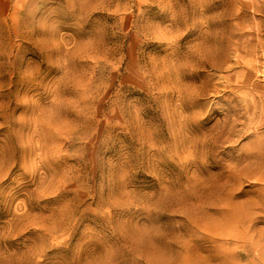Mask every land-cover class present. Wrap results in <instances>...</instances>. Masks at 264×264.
I'll use <instances>...</instances> for the list:
<instances>
[{"label": "rangeland", "instance_id": "rangeland-1", "mask_svg": "<svg viewBox=\"0 0 264 264\" xmlns=\"http://www.w3.org/2000/svg\"><path fill=\"white\" fill-rule=\"evenodd\" d=\"M0 217V264H264V0H0Z\"/></svg>", "mask_w": 264, "mask_h": 264}, {"label": "snow or ice", "instance_id": "snow-or-ice-1", "mask_svg": "<svg viewBox=\"0 0 264 264\" xmlns=\"http://www.w3.org/2000/svg\"><path fill=\"white\" fill-rule=\"evenodd\" d=\"M194 35V33H189L188 36H185L183 40L180 41V44H179V48H182L183 51L185 49V45H187L188 41L191 39V36ZM246 196V193L245 192H242L240 194V198H244ZM50 201V200H48ZM0 219H2V217H0ZM57 250V249H56ZM55 251V250H54ZM53 252V251H52Z\"/></svg>", "mask_w": 264, "mask_h": 264}]
</instances>
